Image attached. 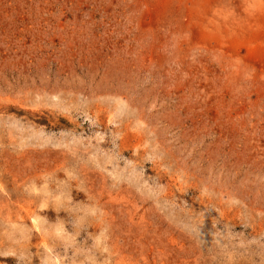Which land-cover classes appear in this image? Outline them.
Instances as JSON below:
<instances>
[{
	"label": "rangeland",
	"instance_id": "1",
	"mask_svg": "<svg viewBox=\"0 0 264 264\" xmlns=\"http://www.w3.org/2000/svg\"><path fill=\"white\" fill-rule=\"evenodd\" d=\"M0 264H264V0H0Z\"/></svg>",
	"mask_w": 264,
	"mask_h": 264
}]
</instances>
